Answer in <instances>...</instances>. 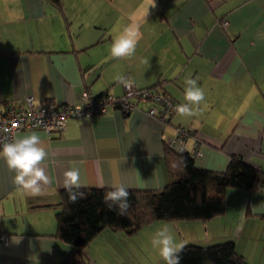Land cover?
<instances>
[{
    "label": "crops",
    "instance_id": "obj_1",
    "mask_svg": "<svg viewBox=\"0 0 264 264\" xmlns=\"http://www.w3.org/2000/svg\"><path fill=\"white\" fill-rule=\"evenodd\" d=\"M58 1L0 0L2 103L20 105L31 96L36 103L81 105L85 91L121 96L117 74L137 88L163 89L177 105L185 103V78L197 79L205 100L196 116L175 111L168 124L148 115L145 102L130 113L112 108L101 117L71 119L50 136L16 132L40 134L51 183L44 195H27L0 159V264H64L72 256L56 236L59 192L70 167L80 170L82 188L163 189L169 179L163 140L176 127L191 132L184 148L194 157L199 151L198 168L222 172L237 155L264 171V0ZM127 26L141 33L136 53L114 59L113 37ZM172 223L178 243L231 241L246 264H264V188L228 189L222 215ZM112 232L102 231L85 248L94 264L97 240L107 242Z\"/></svg>",
    "mask_w": 264,
    "mask_h": 264
},
{
    "label": "trees",
    "instance_id": "obj_2",
    "mask_svg": "<svg viewBox=\"0 0 264 264\" xmlns=\"http://www.w3.org/2000/svg\"><path fill=\"white\" fill-rule=\"evenodd\" d=\"M51 1L59 3L58 0ZM149 88L171 97L159 87ZM107 95L91 96L98 100ZM148 103L151 104L150 109L155 107L159 111L158 105L151 101ZM113 108L121 110L117 105ZM178 128L181 126L175 130ZM164 157L168 184L161 190H128L130 207L124 216L110 211L104 203V194L111 189L81 188L85 198L75 204L69 202L67 191L60 190L56 236L74 251L64 264H85V248L106 229L132 235L156 221H207L223 214L228 189L251 192L264 188V171L237 155L230 156L222 172L198 168L195 157L185 148L169 149L164 146ZM180 257V264H246L231 241L209 246L185 245Z\"/></svg>",
    "mask_w": 264,
    "mask_h": 264
},
{
    "label": "clouds",
    "instance_id": "obj_3",
    "mask_svg": "<svg viewBox=\"0 0 264 264\" xmlns=\"http://www.w3.org/2000/svg\"><path fill=\"white\" fill-rule=\"evenodd\" d=\"M151 6L154 7L155 3ZM140 39L141 33L137 26L125 27L122 32L113 37L110 48L111 57L114 59L132 58ZM113 79L126 89H131L135 83L134 80L122 74H117ZM184 85L185 103L178 104L175 111L182 117H193L200 111V105L205 100V92L198 85L197 79L186 77ZM9 131L8 128L4 129L5 133ZM48 155L42 146V138L37 132L17 135L11 140L6 139L5 142L0 143V159H3L8 169L14 173L13 183L23 193L30 196L44 195L46 186L51 183L50 177L42 166ZM63 176V188L68 192L69 202L75 204L85 198L84 193L80 191L84 186L81 183L80 170L70 167L63 173ZM129 195L125 185H112L111 190L105 192L103 200L110 211H117L118 215L124 216L130 207ZM151 245L158 250L165 264H180V253L185 245L176 242L174 234L166 225L153 234Z\"/></svg>",
    "mask_w": 264,
    "mask_h": 264
},
{
    "label": "built area",
    "instance_id": "obj_4",
    "mask_svg": "<svg viewBox=\"0 0 264 264\" xmlns=\"http://www.w3.org/2000/svg\"><path fill=\"white\" fill-rule=\"evenodd\" d=\"M220 25L225 28L228 21H220ZM151 101L159 106V111L153 107L147 114L157 117L160 123H167L171 114L174 113L176 103L168 95L152 90L150 88H137L135 85L131 89L123 86V95L115 98L107 95L101 99H93L87 91L83 93L81 105H60L50 100L43 103H36L33 97H26L23 104L13 105L0 101V143L11 140L16 132L21 130H42L51 135L53 132L62 130L69 120L93 119L104 116L114 106H119L123 112H133L139 109L141 103ZM8 128V133L4 129ZM191 135L184 128H178L173 137L164 138V146L169 149L184 148L185 141ZM195 157L199 156V151H195ZM0 240L5 241V236L0 235Z\"/></svg>",
    "mask_w": 264,
    "mask_h": 264
},
{
    "label": "rangeland",
    "instance_id": "obj_5",
    "mask_svg": "<svg viewBox=\"0 0 264 264\" xmlns=\"http://www.w3.org/2000/svg\"><path fill=\"white\" fill-rule=\"evenodd\" d=\"M163 224L171 232L174 231V223L156 221L143 226L132 235L115 231L112 232V237L108 238L107 242L103 238L97 240L98 242L96 243H98L101 250L95 251L98 255L96 264H165L159 256L158 250L154 249L151 245L153 234L163 227ZM173 234L178 243L180 239L178 232L174 231ZM104 243L107 245H104ZM193 244L197 245L198 242H194ZM96 245L92 246V250L96 249ZM85 264H94L93 259L87 258V254Z\"/></svg>",
    "mask_w": 264,
    "mask_h": 264
}]
</instances>
